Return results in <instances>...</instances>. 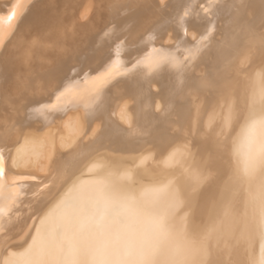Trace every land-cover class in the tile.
I'll list each match as a JSON object with an SVG mask.
<instances>
[{
    "label": "bare ground",
    "instance_id": "1",
    "mask_svg": "<svg viewBox=\"0 0 264 264\" xmlns=\"http://www.w3.org/2000/svg\"><path fill=\"white\" fill-rule=\"evenodd\" d=\"M13 29L0 264H260L264 0H25Z\"/></svg>",
    "mask_w": 264,
    "mask_h": 264
},
{
    "label": "snow or ice",
    "instance_id": "2",
    "mask_svg": "<svg viewBox=\"0 0 264 264\" xmlns=\"http://www.w3.org/2000/svg\"><path fill=\"white\" fill-rule=\"evenodd\" d=\"M25 0H18L16 8H13L7 15L0 16V48L3 47L5 42V37L9 36L13 31V22L17 21L19 17V9ZM65 95V92H59L55 96L56 104L47 105V107H56ZM8 191L9 195L7 202L5 203V191ZM20 195V188L18 186V181L16 178L11 180V187L8 186V179L6 176L5 168V158L3 152L0 151V234L3 232V218L6 214V210L9 205L16 202V198ZM45 264H77V261L73 260H62L56 259L50 262H45ZM260 264H264V259L261 260Z\"/></svg>",
    "mask_w": 264,
    "mask_h": 264
}]
</instances>
